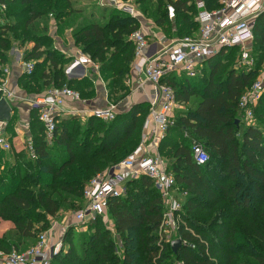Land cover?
Listing matches in <instances>:
<instances>
[{"label": "trees", "instance_id": "1", "mask_svg": "<svg viewBox=\"0 0 264 264\" xmlns=\"http://www.w3.org/2000/svg\"><path fill=\"white\" fill-rule=\"evenodd\" d=\"M157 1L152 18L170 38L198 32L195 0ZM203 1L211 12L222 7L221 0ZM169 6L175 8L174 20L169 19ZM83 12L73 0H0V67L8 62L13 39L21 47L32 44L24 62H34V71L19 81L27 94L66 86L91 97L92 83L69 79L66 69L75 58L52 48L54 38L44 26L50 16L62 25ZM71 28L76 48L99 65L108 100L127 97L135 61L131 36L140 30L139 20L103 6ZM251 50L255 65L250 70L232 65L239 55L234 47L206 60L195 77L182 71L183 78L176 80L171 71L163 78L184 107L174 113V125L159 145L161 156L170 161L167 169L175 176L177 193L185 195L178 213V252L160 234L165 202L153 181L142 176L127 182L123 196L109 200L107 212L116 237L97 217L79 240L72 232L64 237L66 252L51 264H264V94L248 126L239 107L264 68V13L256 21ZM149 111L148 103L136 104L111 122L88 118L85 129L79 117L59 118L50 143L39 110L33 108L29 132L35 157L27 149H0V221L14 225L0 235V250L24 252L27 249L21 248L35 245L40 234L51 229L50 219L64 201L78 203L80 211L88 183L139 147ZM15 117L7 126L12 135ZM195 142L209 156L204 165L194 160Z\"/></svg>", "mask_w": 264, "mask_h": 264}, {"label": "built area", "instance_id": "2", "mask_svg": "<svg viewBox=\"0 0 264 264\" xmlns=\"http://www.w3.org/2000/svg\"><path fill=\"white\" fill-rule=\"evenodd\" d=\"M198 9L196 21L199 30L194 36L171 40L164 48L152 56H148L149 41L139 30L132 34L135 45V61L137 72L145 77L156 93L151 101L148 118L145 122V134L139 147L125 160L107 171L96 175L84 190V206L77 213L79 222L96 219L106 214L109 200L119 198L126 192V184L130 180L148 176L160 192L165 202V214L162 230H177L181 211L180 194L176 191L175 176L168 171L165 159L159 153V145L165 139L169 129L174 125V113L180 108L174 89L163 83L166 74L180 70L189 77L198 75L203 63L218 54L221 50L239 48L237 65L242 69L254 67L251 45L254 40V28L257 19L264 13V0H221V9L208 11L203 0H195ZM5 10V6L2 7ZM170 20L176 17L173 6L168 7ZM24 73L32 74L34 62H23ZM77 66H91L99 74V65L89 55L79 53L74 62L66 70L71 73ZM9 75V70H6ZM144 83L141 85L143 86ZM1 99L12 105L19 99L15 90L8 87L7 78L0 80ZM264 94V68L261 77L247 90L239 101L242 111V123L248 126L254 118L253 110ZM73 100L80 104L86 102L79 92L69 87L51 88L42 96L29 100L31 107L39 110V120L44 126L46 140L53 142L59 118L79 117L111 122L118 114V106L108 101L102 108H68L66 103ZM8 123L0 122V149L4 152L12 150L7 137ZM152 142V145L150 144ZM29 154L34 158L35 152L31 137L26 140ZM156 152L153 154V151ZM193 157L198 165L208 162L209 156L200 143L195 142L192 148ZM185 196V195H183ZM50 230L40 234L37 243L24 252L0 250V264H51L52 260L63 248V241L52 244L49 240Z\"/></svg>", "mask_w": 264, "mask_h": 264}, {"label": "crops", "instance_id": "3", "mask_svg": "<svg viewBox=\"0 0 264 264\" xmlns=\"http://www.w3.org/2000/svg\"><path fill=\"white\" fill-rule=\"evenodd\" d=\"M72 30L73 29L69 27L62 33L61 36H55V37L53 36V38L55 40L54 41L55 48H58L63 54L69 57L76 58L78 54L81 53V51H79L74 44ZM157 36H158L156 37L157 40H155V42H153L152 44H149L150 46L148 47L147 50L148 56L154 55L156 52L164 48V45L166 44L164 40L159 39L160 33ZM27 50L28 48H22V47L21 49L13 48L10 52V57L8 59V62L6 63V66H8L9 69V76L7 78L8 87L12 90H15L17 96L19 97V99L16 100L13 105L14 110L12 112V115L15 113L17 117L14 133L12 135L11 133L7 132V137L9 140L11 137H13V141L11 142V144H13V147L17 151H21L25 149L26 140L28 137H30L29 122L31 119L32 107L28 98L26 101V97L28 96L22 92L19 82L24 74V69L22 65L24 62V55ZM67 76L69 77V79L72 80L75 79L80 80L83 78L89 79V81L92 83V88L90 89V91L93 92V95L89 98L82 97V99L86 102L85 104H80L71 99L68 100L66 103L68 108H76V109L102 108L107 105L109 101L108 90L106 88L105 82L103 81L100 75V72L98 74L91 66H78L70 74H67ZM143 83L144 85L141 86ZM127 85L130 88V94L125 98L124 101L125 107L123 106L121 108L120 107L118 108V110H123L124 112L120 111L119 113L128 112L131 109V107H133L136 104L148 103L151 106V101L154 100L156 91L150 83L145 81L144 75L136 71L134 65H132L131 74L127 81ZM19 90L21 92H17ZM181 108L183 109L184 107L180 106V108L178 109L181 110ZM178 109L175 111V113L178 111ZM145 132H146L145 129H143L142 136L145 134ZM150 144L152 145V142H150ZM13 228H14L13 223L0 221V235H3L4 233H6L7 231ZM52 229H53L52 232H54L55 227H52ZM58 230L54 232L55 236L59 234ZM58 239L59 238H57V240ZM60 239L62 238L60 237ZM50 242L51 243L55 242L54 239H52V237L50 238Z\"/></svg>", "mask_w": 264, "mask_h": 264}, {"label": "rangeland", "instance_id": "4", "mask_svg": "<svg viewBox=\"0 0 264 264\" xmlns=\"http://www.w3.org/2000/svg\"><path fill=\"white\" fill-rule=\"evenodd\" d=\"M156 1L157 0H145L144 2H141V0H73L74 5L76 7L84 9L83 13L76 14L75 17H73L67 21V24H62V25H59L57 23V21H55V19L50 16L48 22H46L44 24V26H46V24L48 25L49 35H51L52 37L53 36L54 37L55 36H61L62 33L66 29H68L69 27L74 28L75 23H78V24L83 23L84 19L86 17H88L92 11H97V10L99 11L100 8L108 5L107 7L109 9H118V10H121V12H123L124 14H127L129 16L137 18L140 22V31L146 35V38L148 39L149 44H152L153 42H155V40H157L156 37H158L157 35L160 33L159 39L164 40L166 42V44L164 46H166V45L170 44L169 42L171 40L176 39V38H170L169 34L164 33L161 29H159V27L156 26L155 20L152 18L153 16L151 13L157 7L158 1L157 2ZM191 1L193 2V0H191ZM3 18H4L5 22L11 21L10 19L6 18L5 16H3ZM39 26L41 29L44 28V26H42V25H39ZM54 41H53V44L51 45V46H53L52 48H55ZM13 48L14 49H19V48L21 49V44L19 42H16L14 39L12 40V49ZM22 48H28V50H30L32 48V44H26L24 47L22 46ZM55 49H58V48H55ZM10 52L11 51H9V53H8V59L10 57ZM232 65L236 66L238 69H241L237 65V55H236V58L233 61ZM0 68L2 70V75H0V79L8 78L9 75L6 74V70H9L8 66H4V67L1 66ZM172 73L175 74L174 76H175L176 80H180L183 78L182 71H180V70H174V71H172ZM3 75H4V77H3ZM260 77H261V73H260L259 77L257 78V80ZM21 89H22V92L28 96V97H26V101H27V98H28V100H30L31 98L38 97L39 94L43 93L46 90V89L44 91L42 90L43 92L42 91L39 92L38 95H34V94L29 95L26 93V91L23 88H21ZM17 92H21V91L19 90ZM129 94H130V92H129ZM42 95H44V94H41L40 96H42ZM118 96L119 95H115V96L113 95L112 99H110L111 103L117 105L118 108L119 107L121 108L123 106L125 107L124 101H125L126 97L123 100H121L120 102H118L119 101ZM120 111L124 112L123 110H118V115L122 114V113H119ZM80 126L82 127V129H85L88 126L87 119L80 118ZM141 142H142V137H141ZM12 148H14L13 144H12ZM154 153H156V152L153 151V154ZM165 161H166L167 166H169L170 161L167 159H165ZM111 167L112 166L107 168L105 171H107ZM184 198L185 197L183 195H181V197L179 198V201L182 204L181 205V212L183 211V200H184ZM61 206L62 207H61L58 215L56 216V218L50 219L51 220L50 221L51 226L55 227L54 232L59 229L58 230L59 234L57 236L54 235L55 234L54 232H51V234L49 235V240L52 237V239H54V241H55L52 244H55L56 242H58L60 240H64V237H66V235L70 232L73 233L74 239L76 241L79 240V238L81 237L82 234H88L91 231L90 222H92L94 220V219H88L84 222L78 221V219L76 217L77 213L79 212V210H77V207L79 206L78 203L71 204L70 201H64V203H62ZM165 211H166V208H165ZM101 217H102L103 223L115 235V233L113 231L114 224H113V221L111 220V218L109 216V213L106 212V214L101 216ZM176 231L177 230H170L168 232H164L162 230L160 232V234L164 233L167 236V242L171 243L173 240L177 239ZM51 235H54V236H51ZM60 237L62 239H60ZM115 237H116V235H115ZM57 238H59V239L57 240ZM33 245H34L33 243L32 244L29 243V246H27L26 248H21V250H24V249L28 250ZM63 246H64V244H63ZM62 250H64V249L62 248L61 251ZM61 251L59 252V254L61 253ZM65 252H66V249L64 250V253Z\"/></svg>", "mask_w": 264, "mask_h": 264}, {"label": "water", "instance_id": "5", "mask_svg": "<svg viewBox=\"0 0 264 264\" xmlns=\"http://www.w3.org/2000/svg\"><path fill=\"white\" fill-rule=\"evenodd\" d=\"M13 110L14 106L11 103L6 101L5 99H0V122L9 123L12 119ZM236 123L239 124L238 121ZM181 244L182 242L180 239H176L171 242V246L175 254L178 252Z\"/></svg>", "mask_w": 264, "mask_h": 264}, {"label": "bare ground", "instance_id": "6", "mask_svg": "<svg viewBox=\"0 0 264 264\" xmlns=\"http://www.w3.org/2000/svg\"><path fill=\"white\" fill-rule=\"evenodd\" d=\"M78 67V66H77Z\"/></svg>", "mask_w": 264, "mask_h": 264}]
</instances>
